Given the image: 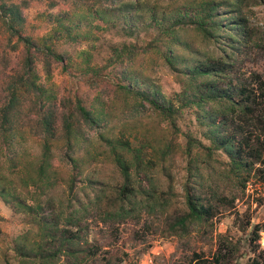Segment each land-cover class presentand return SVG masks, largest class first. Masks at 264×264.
I'll return each instance as SVG.
<instances>
[{
	"label": "rangeland",
	"instance_id": "1",
	"mask_svg": "<svg viewBox=\"0 0 264 264\" xmlns=\"http://www.w3.org/2000/svg\"><path fill=\"white\" fill-rule=\"evenodd\" d=\"M140 1L146 6L157 4L158 10L162 11L169 5L182 6L202 0ZM54 2L56 4L52 5ZM220 11L223 14L226 8ZM24 12L28 34L39 42L42 38L48 42V34L57 26L55 14H61L60 19L74 25L88 11L85 7H76L72 1L30 0ZM240 12L247 20L248 36L230 53L227 60L231 64V72L225 80L246 85L250 89L256 87L258 74L264 76V0H245ZM84 23L85 20L77 29L84 36L89 35L82 37L81 42L75 45L77 51L72 58L75 66L82 61L83 54L79 55L78 52L83 50L95 55V63L104 62L107 44L118 40L114 33L105 28L98 30L97 21H93L92 27H85ZM73 32L77 33V30ZM185 38L203 53L221 55L223 52L193 30L187 32ZM14 44L15 38L10 35L0 16V55L5 53L10 59L8 74L11 75L20 69L17 64L20 61L19 50L12 49ZM148 55L147 61L140 60L134 64L136 70L133 71L136 76L147 78L161 96L173 98L180 90L179 81L163 65L158 53ZM38 67L40 80L47 86L52 85L59 96L80 94L88 96L89 101L100 97L99 108L103 107L109 120L99 131L83 129L89 139L79 145L76 153L81 161L83 181L79 179L75 189L82 202L74 208L69 206L68 180L72 164L66 159L68 155H65L66 140L62 124L57 128L53 144L52 160L58 178L55 187L43 189V185L40 187L33 181L37 180L36 168L42 154V139L33 134L31 124L21 127V131L25 132L23 157L20 159L22 168L9 169L4 156L0 154L2 183L10 185L24 202L22 205H16L14 201L6 204L0 197V264H75L72 257L64 254L46 256L45 251L43 260H30L21 256L16 246L22 244L26 248H36L41 243L47 251L54 250L55 240H42L43 227L38 222L40 216L50 218L61 212L63 218L60 223L76 229V226L66 224L64 214L78 207L81 208L79 215L82 214L83 246L86 248L95 244L100 248L96 256L87 257L78 264H192L194 252H202L212 258L227 246L234 250L230 264H251L258 243L264 257V231L259 241L252 240L251 234L254 225L264 223V182L253 175L247 187L243 188L224 163L225 158L218 155L210 158L202 147L192 148L189 173L187 133L195 130L192 125L195 119L189 112L178 120L180 131L173 130L167 118L148 103L138 105V101L118 91L102 92V89L83 80L82 74L74 67L66 70L52 63L50 75L45 71L44 60L38 61ZM100 132L112 140L125 139L130 142V150L125 149L128 159L134 160V155H138V165L131 167L129 183L132 192L130 199L125 201V218L115 219L107 213L117 207L112 199L118 195L123 177L115 164L110 145L100 138ZM169 143L171 150L162 159L160 148ZM138 148L141 151L138 152ZM188 174L194 175L191 180H187ZM186 182L193 193L202 197L204 203L215 206L219 215L208 221L189 223L183 229L176 225V221L188 211ZM98 195L102 199L100 202L96 201ZM224 196L234 198V205L229 206L222 201ZM25 203L32 206L31 209ZM249 221L251 224L247 226ZM52 246L54 249H50ZM261 264L264 262L261 261Z\"/></svg>",
	"mask_w": 264,
	"mask_h": 264
},
{
	"label": "trees",
	"instance_id": "2",
	"mask_svg": "<svg viewBox=\"0 0 264 264\" xmlns=\"http://www.w3.org/2000/svg\"><path fill=\"white\" fill-rule=\"evenodd\" d=\"M60 1H72L76 7H85L88 12L74 25L60 19L61 14H55L57 26L48 34L49 41L42 38L39 42L26 30L24 9L30 5V0H0V16L10 35L15 38L12 49L19 50L20 55L17 62L20 69L13 75L8 74L10 59L5 53L0 55V154L4 156L9 169L22 168L20 159L23 157L25 132L21 131V127L31 124L33 134L42 139V154L36 168L37 180L33 181L40 187L43 185V189L55 187L58 178L52 160L53 144L57 128L62 124L66 140L65 155L72 164L68 180L69 206L74 208L82 202L75 189L76 182L82 179L83 174L76 153L79 145L89 139L83 129L99 131L109 120L108 113L103 107L99 108L100 97L89 101L88 96L80 94L59 96L52 85L47 86L40 80L38 61L44 60L48 75L52 63L66 70L74 67L82 74L83 80L102 89V92L118 91L138 101V105L148 103L167 118L173 130L180 131L178 120L189 112L195 119L192 123L195 130L187 133L189 173L192 148L202 147L210 158L215 155L224 157V163L243 188L247 187L253 175L264 182V76L258 74L256 87L250 89L246 85L225 80L231 72V64L227 60L230 53L248 36L247 20L240 12L245 0L194 1L182 6L169 5L162 11L158 10L157 4L146 6L140 0ZM223 7L226 12L222 14L220 10ZM83 20L85 27H92L95 20L98 30L103 27L118 37V40L107 44L104 62L95 63V55L83 50L78 52L79 55L83 54L82 61L74 65L75 45L81 42L82 37L89 35L84 36L77 29ZM190 30L201 34L211 46L222 49V54L211 55L200 51L185 38ZM151 52L158 53L163 65L180 83V90L171 99L161 96L147 78L136 76L133 71L136 70L134 64L140 60L147 61ZM99 136L110 145L115 164L123 177L118 195L112 199L117 207L107 213L115 219L125 218V201L130 199L132 192L129 183L131 167L138 165V155H134L135 161L126 157L125 149L130 150V142L125 139L112 140L105 137L103 132ZM171 147L169 143L160 148L162 159L169 154ZM137 151H141V148ZM188 175L187 180L194 176ZM2 181L0 178V197L3 201L22 205L24 202L20 196ZM185 191L188 211L177 219V226L185 229L189 223L208 221L219 215L215 206L204 203L200 195L192 192L188 182ZM96 198L97 202L102 200L99 195ZM221 200L229 206H233L235 201L225 196ZM24 205L30 209L32 207L26 203ZM78 211L81 213V208L64 214L66 224L74 225L76 229L60 223L63 218L61 212L50 218L40 216L38 222L43 227L42 240H55V249L52 246L50 249L54 250L47 251L41 243L36 248L18 244L16 247L21 256L43 260L45 251L46 256L64 254L72 257L75 264L96 256L100 248L95 244L86 248L83 246L82 214L79 215ZM250 224V221L247 222V226ZM262 231L264 223L254 225L252 240H261ZM262 251L260 244H256L251 264L264 262ZM233 255L234 250L230 246L212 258L202 252H194L192 264H230Z\"/></svg>",
	"mask_w": 264,
	"mask_h": 264
}]
</instances>
